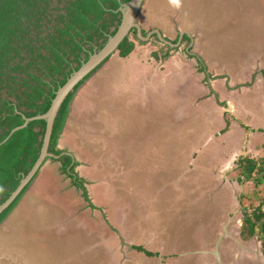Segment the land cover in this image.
Segmentation results:
<instances>
[{
	"label": "rangeland",
	"instance_id": "rangeland-1",
	"mask_svg": "<svg viewBox=\"0 0 264 264\" xmlns=\"http://www.w3.org/2000/svg\"><path fill=\"white\" fill-rule=\"evenodd\" d=\"M139 14L147 33L173 42L188 30L192 43L152 35L93 72L88 109L74 106L80 116L69 120L93 205L49 158L63 183L51 173L55 186L2 222L0 264H220L213 252L225 224L222 264H264L258 238L240 235L246 206L264 207V182H240L236 169L242 154L260 162L264 148V0H145ZM156 70L163 93L154 95V81L137 92ZM177 105L180 122L168 126Z\"/></svg>",
	"mask_w": 264,
	"mask_h": 264
},
{
	"label": "trees",
	"instance_id": "trees-1",
	"mask_svg": "<svg viewBox=\"0 0 264 264\" xmlns=\"http://www.w3.org/2000/svg\"><path fill=\"white\" fill-rule=\"evenodd\" d=\"M127 1L0 0V205L19 186L38 159L46 122L42 119L33 120L12 133L5 142L2 141L12 129L23 124V115L33 117L48 110L58 88L117 31L121 22L119 8ZM136 33L133 28L119 45L118 54L121 57H127L137 41L144 43ZM142 33L147 34L144 29ZM131 34L133 37H130ZM178 38L179 35L172 43H176ZM182 41L190 42L191 38L184 34ZM153 55L159 58L158 52H153ZM199 64L202 66V61L199 60ZM95 70L82 79L63 101L54 121L49 144V151L59 156L51 159L60 162L63 173L81 190L88 202L91 201L84 180L75 172L77 161L57 145L76 91ZM229 123L226 120L221 132L228 129ZM241 126L249 129L245 124ZM259 159L261 163L250 156L240 158V182L253 181L255 186L264 182V148ZM31 182L0 213V225L17 206ZM90 205H93L92 202ZM246 207H251L252 211L244 213L240 235L245 240L256 235L264 255L262 201ZM135 248L147 256L156 255L143 246Z\"/></svg>",
	"mask_w": 264,
	"mask_h": 264
},
{
	"label": "water",
	"instance_id": "water-1",
	"mask_svg": "<svg viewBox=\"0 0 264 264\" xmlns=\"http://www.w3.org/2000/svg\"><path fill=\"white\" fill-rule=\"evenodd\" d=\"M144 1L145 0H129L123 3L119 8L121 12V22L117 28V31L113 35L109 36L104 46L93 52L88 58V60L84 61L80 66V68L74 71L70 75L68 80L58 88L55 97L52 99L51 105L48 108V110L43 114L36 115L33 117H26L23 115V119H24L23 124L12 129L9 135L2 141V143L5 142L12 135V133H14L20 128L27 126L28 123L33 120L42 119L45 120L46 122L45 134L38 159L36 160L34 166L31 168L29 173L21 180L19 186L12 192V194L6 199V201L0 205V213L12 203V201L25 187V185L29 183L31 180H33L35 175L39 172L40 168L44 164L46 158L59 157L58 155H55L49 151V144H50V138L52 134L54 121L63 101L82 79H84L91 71L95 70L98 66L103 64L112 54L118 51L119 45L126 37L129 36L133 28L136 29L137 37L140 38L141 40H146L150 38L153 34H157L160 40L172 46L179 45L182 35L187 34V32L181 31L179 40L176 43H172L171 41L163 38L159 30H152L151 32H148L146 35H143L142 29L139 23L137 22V20L139 13L142 9V6L144 4ZM244 148L245 146H243V149ZM227 231H228L227 224H225L224 232L223 234L220 235L219 239L217 240L216 248L215 251L213 252L215 256L218 258L220 264H222V261L220 258L219 246L223 237L227 234ZM253 239L257 241V236L254 235ZM257 251L259 254V250Z\"/></svg>",
	"mask_w": 264,
	"mask_h": 264
},
{
	"label": "crops",
	"instance_id": "crops-1",
	"mask_svg": "<svg viewBox=\"0 0 264 264\" xmlns=\"http://www.w3.org/2000/svg\"><path fill=\"white\" fill-rule=\"evenodd\" d=\"M139 16H140V14H139ZM139 16H138V18H139ZM142 29V28H141ZM185 32H187V35H189L190 36V34H189V32H188V30H185ZM191 37V36H190ZM140 44V43H139ZM137 43H136V46H135V48H134V50H133V52L135 51V49H136V47H137ZM115 53H118V51L117 52H115ZM132 54V53H131ZM119 55V54H118ZM120 56V55H119ZM111 57V56H110ZM121 57V56H120ZM128 57V56H127ZM127 57H121V58H127ZM159 59V58H158ZM156 60V62H157V59H155ZM160 60H161V58L159 59V63H161L160 62ZM153 61H154V59H153ZM153 61H150L149 59H142L141 58V61H140V59H139V63L141 64V65H144V66H147L148 67V65L147 64H150L149 65V67L150 66H152V64H153ZM157 62V63H158ZM169 62H170V60H169ZM125 65V64H124ZM127 66H129V64H127L125 67H127ZM133 66V65H132ZM149 67H148V69H149ZM160 67V66H159ZM121 68H119L118 70H117V72L120 70ZM152 73L153 74H151V75H148V74H143L142 76H140L139 77V80L138 81H140V83H138L137 82V84H136V89H137V92H138V90L141 92V94H143V93H145V90H146V88L149 86V84H151L153 81V83H155L156 85H155V92H153L154 93V95H158V94H162L163 93V88H164V85L165 84H167L165 81H163V76H164V74L162 73V72H160V71H152ZM93 74V73H92ZM147 75H148V77H147ZM92 76V75H91ZM171 76V71L167 74V78H169ZM88 79H86L85 81H84V83L78 88V90L76 91V93H75V95H74V97H73V99H72V101H71V104H70V108H69V114H68V116H67V120H66V123H65V126H64V129L62 130V132H61V134H60V137H59V140H58V148L59 149H61V150H64V153L65 154H70V155H72L74 158H75V160L77 159V156L75 155V153H76V151L74 150L75 149V147H74V144L75 143H77V141H76V137L78 136L77 134H76V132L74 131L75 130V128L74 127H72V124H70V122H69V120L70 119H72L73 118V116H74V114L76 115H78V116H80V114H79V112H77V111H73V108H74V106L75 107H77L78 105H79V108L80 109H82V110H85L86 111V108H87V106H86V104H85V102L89 99V96L87 95V94H89L87 91H86V88H85V83H86V81H87ZM160 81V82H159ZM141 84H143L142 85V88H144V90L143 89H139V88H141ZM168 85H170L169 83H168ZM168 89V88H167ZM156 90L157 91H159L158 93H156ZM99 95H94L93 97H98ZM186 102L187 103H189V106L191 107V102H195L194 101V99L191 97V98H187V100H186ZM84 105V106H83ZM163 106H164V103H163ZM189 106H187L188 107V109H191ZM169 107H172V106H169ZM169 107L167 108L168 110H170L169 109ZM194 107V106H193ZM88 109V108H87ZM173 109L174 110H171L172 111V116L170 117V119H169V121H168V123H169V125L168 126H170V124L173 122V125H174V123H179L180 122V113H179V111H180V106L179 105H177L176 107H173ZM195 109V108H194ZM75 112V113H74ZM233 117V116H232ZM225 121H224V123L226 122V117H225V119H224ZM234 120H235V118H234ZM231 123H232V121H231ZM230 124V123H229ZM248 124H246V126H247ZM69 126H71L72 128L70 129V131L68 130L69 129ZM224 127H225V125H224ZM242 127V126H241ZM162 128H163V125H162ZM172 128H174L173 126H172ZM259 128H262V127H259ZM242 129H244V132H245V134L248 136L249 134H248V130H246L245 128H243L242 127ZM228 131V130H227ZM226 131V132H227ZM68 135H70L71 137H72V139H71V141H70V143H68V144H66L67 143V141H68V139L70 138ZM245 141L247 142L248 140H247V138L245 139ZM77 154V153H76ZM242 156V158H244V157H246V155H241ZM240 156V157H241ZM237 159V158H236ZM226 160V159H225ZM239 160H240V158H238V162H239ZM77 162H78V160H76ZM79 163V162H78ZM44 166V165H43ZM238 166H239V164L237 163V168L236 169H238ZM210 168V167H209ZM52 169L54 170V171H56V172H53L52 171ZM228 169H230V170H232L233 168H230V166L227 168V170ZM41 170V169H40ZM39 170V172H38V174L36 175V177H34V179L32 180V182L30 183V185H29V187H28V189H27V193H25L24 194V196H23V198L19 201V203L17 204V206L14 208V210L8 215V217H6V219H5V224H4V226L6 225V222L7 221H9V219H11L15 214H16V211H17V209H18V207L20 206V205H22L23 203H25V202H28V204L26 205L27 207L28 206H31V201L32 200H38V202H39V200H40V198L39 197H41V195H43V194H45L46 192H48V190L50 189V187H51V185H54L53 184V181L51 180V173H53L54 175L57 173V176H58V178H60L61 179V182L63 183V181H62V177H61V175H59V173H58V170L55 168V167H53V168H51V165L50 164H48V162H45V166H44V168L40 171ZM226 170V171H227ZM73 185V184H72ZM55 186V185H54ZM74 186V185H73ZM76 188V187H75ZM60 190V189H59ZM41 193V194H40ZM39 195V196H38ZM51 196V195H50ZM83 197V196H82ZM26 207H24V209H25ZM33 216V215H32ZM2 224V223H1ZM4 226H0V229H2ZM6 228L7 227H4V229L6 230Z\"/></svg>",
	"mask_w": 264,
	"mask_h": 264
},
{
	"label": "flooded vegetation",
	"instance_id": "flooded-vegetation-1",
	"mask_svg": "<svg viewBox=\"0 0 264 264\" xmlns=\"http://www.w3.org/2000/svg\"><path fill=\"white\" fill-rule=\"evenodd\" d=\"M179 36H180V34H179ZM191 38V37H190ZM182 39V38H181ZM178 40H179V38H178ZM192 41H193V39L191 38V43H192ZM189 42V43H190ZM197 60H198V62H199V60H200V58L199 57H197V56H194ZM201 61V60H200ZM240 158H242V156L240 157ZM253 238V237H252ZM261 251V250H260ZM260 255H262V256H264L263 254H262V252H261V254Z\"/></svg>",
	"mask_w": 264,
	"mask_h": 264
},
{
	"label": "clouds",
	"instance_id": "clouds-1",
	"mask_svg": "<svg viewBox=\"0 0 264 264\" xmlns=\"http://www.w3.org/2000/svg\"><path fill=\"white\" fill-rule=\"evenodd\" d=\"M136 34H137V33H136ZM183 35H184V34H183ZM183 35H182V36H183ZM139 39H140V38H139ZM180 41H181V40H180ZM101 65H102V64H101Z\"/></svg>",
	"mask_w": 264,
	"mask_h": 264
}]
</instances>
